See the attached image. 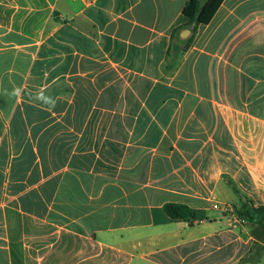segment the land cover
<instances>
[{
    "label": "crops",
    "instance_id": "1",
    "mask_svg": "<svg viewBox=\"0 0 264 264\" xmlns=\"http://www.w3.org/2000/svg\"><path fill=\"white\" fill-rule=\"evenodd\" d=\"M188 1L0 0V264H264V0Z\"/></svg>",
    "mask_w": 264,
    "mask_h": 264
},
{
    "label": "trees",
    "instance_id": "2",
    "mask_svg": "<svg viewBox=\"0 0 264 264\" xmlns=\"http://www.w3.org/2000/svg\"><path fill=\"white\" fill-rule=\"evenodd\" d=\"M223 2L224 0H205L202 4V0H189L183 13L188 19V23L207 25L214 18ZM194 37L195 35L189 39L187 46L193 42ZM164 211L172 220H191L193 218L191 209L184 204L166 203ZM237 213L240 217L257 223L264 228V206H250L246 202Z\"/></svg>",
    "mask_w": 264,
    "mask_h": 264
},
{
    "label": "built area",
    "instance_id": "3",
    "mask_svg": "<svg viewBox=\"0 0 264 264\" xmlns=\"http://www.w3.org/2000/svg\"><path fill=\"white\" fill-rule=\"evenodd\" d=\"M213 208L215 210H224L225 212L229 211L230 210V207L228 205H225L223 208L219 205V204H215L213 206ZM246 219L242 218V219H239L240 222H244Z\"/></svg>",
    "mask_w": 264,
    "mask_h": 264
},
{
    "label": "rangeland",
    "instance_id": "4",
    "mask_svg": "<svg viewBox=\"0 0 264 264\" xmlns=\"http://www.w3.org/2000/svg\"><path fill=\"white\" fill-rule=\"evenodd\" d=\"M185 41H186V40H185ZM185 41H183V40H182V41H180V43L184 44V43H185ZM222 208H223V207H222Z\"/></svg>",
    "mask_w": 264,
    "mask_h": 264
}]
</instances>
